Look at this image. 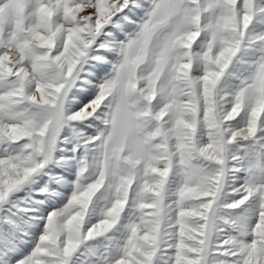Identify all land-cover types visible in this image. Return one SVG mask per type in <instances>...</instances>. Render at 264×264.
Returning <instances> with one entry per match:
<instances>
[{
  "label": "snow or ice",
  "instance_id": "obj_1",
  "mask_svg": "<svg viewBox=\"0 0 264 264\" xmlns=\"http://www.w3.org/2000/svg\"><path fill=\"white\" fill-rule=\"evenodd\" d=\"M0 264H264V0H0Z\"/></svg>",
  "mask_w": 264,
  "mask_h": 264
}]
</instances>
